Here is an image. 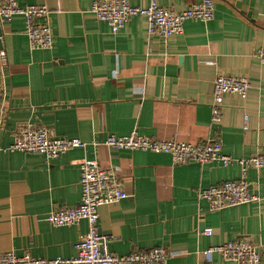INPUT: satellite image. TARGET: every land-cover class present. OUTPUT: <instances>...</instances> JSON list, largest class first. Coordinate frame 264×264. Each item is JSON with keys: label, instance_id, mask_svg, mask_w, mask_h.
Returning <instances> with one entry per match:
<instances>
[{"label": "crops", "instance_id": "obj_1", "mask_svg": "<svg viewBox=\"0 0 264 264\" xmlns=\"http://www.w3.org/2000/svg\"><path fill=\"white\" fill-rule=\"evenodd\" d=\"M50 9V48L33 49L22 15L1 27L7 59L0 56L6 114L0 123V251L36 257L73 256L88 230L86 219L52 225L53 207L80 202L79 161L114 167L130 196L98 208L99 231L112 234L117 254L168 247L167 264H236L213 245L247 239L261 245L264 264V167L246 180L260 198L209 210L198 192L241 177L237 161L174 163L166 152L116 149L104 140L137 129L159 139L198 141L220 137L234 157L264 152V0H214L209 20L189 18L183 31L164 39L149 34L146 17L133 15L119 31L96 17L94 0H17ZM201 0H158L183 10ZM150 0H131L146 7ZM218 74L246 76V98L222 96L212 119ZM249 116L245 128V116ZM20 126H45L56 136L79 137L74 147L48 159L43 153L4 150ZM97 141V145L94 144ZM211 228L212 233L206 229Z\"/></svg>", "mask_w": 264, "mask_h": 264}, {"label": "built area", "instance_id": "obj_2", "mask_svg": "<svg viewBox=\"0 0 264 264\" xmlns=\"http://www.w3.org/2000/svg\"><path fill=\"white\" fill-rule=\"evenodd\" d=\"M91 10L100 20L106 21L113 31L122 29L133 15L142 14L147 20L149 34H158L164 39L183 31V23L189 18L209 20L215 13L214 0H201L190 4L183 10L161 6L158 0H150L146 7L131 4V0H94ZM50 9L44 4L21 5L17 0H0V29L14 15H22L25 21V33L33 49L50 48L54 43V33L49 19ZM3 34L0 32V42ZM264 63V47L255 51ZM2 60L7 59L6 49H0ZM246 76L218 74L213 84L212 119L222 116V96L236 93L246 98L251 87ZM6 87L0 84V123L6 114ZM249 116H245L247 128ZM104 142L116 149H142L166 152L174 163L216 162L228 165L237 161L241 166V177L227 179L203 188L198 192L200 199L208 202L209 210H219L260 197L252 192L246 180L249 167H264V152L247 157H234L223 151L220 137H210L198 141L178 139H159L141 134L136 128L124 135L110 133ZM97 141L94 144L97 145ZM87 142L79 137L56 136L45 126H20L14 133L13 141L4 150L43 153L48 159L59 156L74 147H86ZM80 165V202L75 206L53 207L47 219L52 225H70L82 219L88 222V230L82 234L76 244L77 254L73 256L36 257L29 252L18 254L14 250L0 251V264H167L172 255L166 246H154L147 250L117 254L110 249L112 234L99 231L98 208L106 203L119 201L130 196L123 188L122 179L114 167H104L96 159H82ZM212 233V229H206ZM210 250L222 254L224 260L236 264H260L261 245L247 239H235L213 245Z\"/></svg>", "mask_w": 264, "mask_h": 264}, {"label": "water", "instance_id": "obj_3", "mask_svg": "<svg viewBox=\"0 0 264 264\" xmlns=\"http://www.w3.org/2000/svg\"><path fill=\"white\" fill-rule=\"evenodd\" d=\"M0 32H2L1 29H0Z\"/></svg>", "mask_w": 264, "mask_h": 264}]
</instances>
